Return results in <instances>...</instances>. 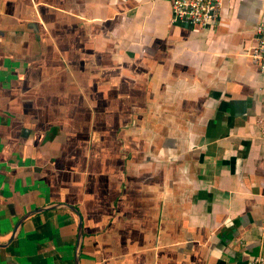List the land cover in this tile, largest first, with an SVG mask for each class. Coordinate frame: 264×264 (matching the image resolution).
Returning <instances> with one entry per match:
<instances>
[{"label": "crops", "instance_id": "0c3cea01", "mask_svg": "<svg viewBox=\"0 0 264 264\" xmlns=\"http://www.w3.org/2000/svg\"><path fill=\"white\" fill-rule=\"evenodd\" d=\"M170 13V0H0V264L259 252L264 76L246 50L264 0H222L216 28ZM64 204L82 219L78 261Z\"/></svg>", "mask_w": 264, "mask_h": 264}, {"label": "built area", "instance_id": "2783aa9c", "mask_svg": "<svg viewBox=\"0 0 264 264\" xmlns=\"http://www.w3.org/2000/svg\"><path fill=\"white\" fill-rule=\"evenodd\" d=\"M221 6L222 0H170L171 20L199 27L216 28ZM246 55L264 76V18L259 19L253 28L251 44L246 50ZM258 93L264 109V84L258 89ZM241 264H264V229L259 252Z\"/></svg>", "mask_w": 264, "mask_h": 264}, {"label": "water", "instance_id": "95a60500", "mask_svg": "<svg viewBox=\"0 0 264 264\" xmlns=\"http://www.w3.org/2000/svg\"><path fill=\"white\" fill-rule=\"evenodd\" d=\"M59 205H61V203H58L56 205H49V206L58 207ZM64 205L66 207L70 208L71 210L75 211V213L77 214V218H78V232H77V242H76V245H75V260L78 261V254H79V250H80V247H81V239H82V232H81L82 219H81L79 211L77 210L76 207H74L72 205H67V204H64ZM46 208L47 207H39V208L35 209V211H41V210L46 209ZM18 227H19V223H18L17 227L15 228V230L13 231L12 237L16 235Z\"/></svg>", "mask_w": 264, "mask_h": 264}]
</instances>
